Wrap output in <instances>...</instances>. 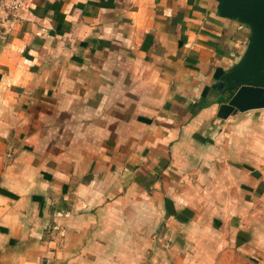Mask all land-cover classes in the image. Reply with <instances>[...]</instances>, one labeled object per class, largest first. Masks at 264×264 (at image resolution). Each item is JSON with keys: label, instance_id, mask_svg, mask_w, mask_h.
Here are the masks:
<instances>
[{"label": "crops", "instance_id": "0c3cea01", "mask_svg": "<svg viewBox=\"0 0 264 264\" xmlns=\"http://www.w3.org/2000/svg\"><path fill=\"white\" fill-rule=\"evenodd\" d=\"M3 1L0 264H264V108L217 116L249 29L215 0Z\"/></svg>", "mask_w": 264, "mask_h": 264}, {"label": "water", "instance_id": "95a60500", "mask_svg": "<svg viewBox=\"0 0 264 264\" xmlns=\"http://www.w3.org/2000/svg\"><path fill=\"white\" fill-rule=\"evenodd\" d=\"M219 16L249 29L240 59L223 76L227 100L217 116L227 118L264 108V0H215Z\"/></svg>", "mask_w": 264, "mask_h": 264}, {"label": "built area", "instance_id": "2783aa9c", "mask_svg": "<svg viewBox=\"0 0 264 264\" xmlns=\"http://www.w3.org/2000/svg\"><path fill=\"white\" fill-rule=\"evenodd\" d=\"M29 0H4V7L10 12L15 13L22 9Z\"/></svg>", "mask_w": 264, "mask_h": 264}, {"label": "rangeland", "instance_id": "374dc122", "mask_svg": "<svg viewBox=\"0 0 264 264\" xmlns=\"http://www.w3.org/2000/svg\"><path fill=\"white\" fill-rule=\"evenodd\" d=\"M149 258H150V254H147L145 256V262H148ZM126 261H127L126 264H137V260L136 257L133 255V251L132 253L128 254V258Z\"/></svg>", "mask_w": 264, "mask_h": 264}]
</instances>
